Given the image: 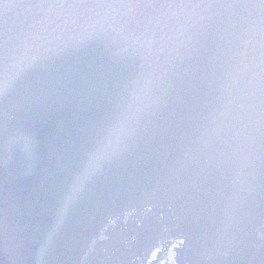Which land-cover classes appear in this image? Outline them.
Instances as JSON below:
<instances>
[{"label":"water","instance_id":"obj_1","mask_svg":"<svg viewBox=\"0 0 264 264\" xmlns=\"http://www.w3.org/2000/svg\"><path fill=\"white\" fill-rule=\"evenodd\" d=\"M0 264H264V0H0Z\"/></svg>","mask_w":264,"mask_h":264},{"label":"snow or ice","instance_id":"obj_2","mask_svg":"<svg viewBox=\"0 0 264 264\" xmlns=\"http://www.w3.org/2000/svg\"><path fill=\"white\" fill-rule=\"evenodd\" d=\"M144 2H153V0H144ZM135 101L133 105H129L123 109L120 116L110 123L102 125L100 134L96 140L94 148L89 151L81 161V175L90 172L96 165L97 161L115 146L120 136L125 131L126 125L130 119L135 115ZM79 177H77V180ZM76 188V181L73 182L72 188L69 192V198Z\"/></svg>","mask_w":264,"mask_h":264}]
</instances>
